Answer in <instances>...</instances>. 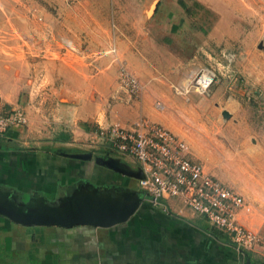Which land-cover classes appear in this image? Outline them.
<instances>
[{
  "label": "rangeland",
  "instance_id": "rangeland-1",
  "mask_svg": "<svg viewBox=\"0 0 264 264\" xmlns=\"http://www.w3.org/2000/svg\"><path fill=\"white\" fill-rule=\"evenodd\" d=\"M2 66L44 108L84 104L77 128L145 118L229 186L264 187V0H0Z\"/></svg>",
  "mask_w": 264,
  "mask_h": 264
},
{
  "label": "crops",
  "instance_id": "crops-1",
  "mask_svg": "<svg viewBox=\"0 0 264 264\" xmlns=\"http://www.w3.org/2000/svg\"><path fill=\"white\" fill-rule=\"evenodd\" d=\"M33 84L24 86L13 70L0 67V113L19 110L32 121L0 135V264H264L263 186L236 189L246 199L241 222L260 237L251 250L239 252L180 201L153 206L145 198L136 160L109 149L91 131L121 118L107 123L100 117L90 130L86 124L77 128L71 124L88 118L85 105L44 108L37 100L55 97L35 92ZM63 124L69 131L58 135L54 129ZM126 210L125 219L108 226L80 219ZM57 218L72 223L50 222Z\"/></svg>",
  "mask_w": 264,
  "mask_h": 264
},
{
  "label": "built area",
  "instance_id": "built-area-1",
  "mask_svg": "<svg viewBox=\"0 0 264 264\" xmlns=\"http://www.w3.org/2000/svg\"><path fill=\"white\" fill-rule=\"evenodd\" d=\"M214 80V71L207 70L198 77L197 87L206 91ZM129 83L135 88V80ZM22 120L16 112L0 113V135ZM125 124L117 121L101 125L95 136L109 149L136 160L141 173L138 186L153 206H162L165 199H176L183 209L221 231L239 252L245 253L258 244V234L241 222V212L246 208L243 194L190 158L187 144L168 128L145 118Z\"/></svg>",
  "mask_w": 264,
  "mask_h": 264
},
{
  "label": "water",
  "instance_id": "water-1",
  "mask_svg": "<svg viewBox=\"0 0 264 264\" xmlns=\"http://www.w3.org/2000/svg\"><path fill=\"white\" fill-rule=\"evenodd\" d=\"M130 213L129 210H126L122 212L121 214L113 217H108L104 213H97V214H91L86 215L85 217L80 218L82 222L91 223L95 225H102V226H108L113 224L115 221L123 220L125 219L128 214ZM51 223H59V224H70L72 223L71 220H65V219H50Z\"/></svg>",
  "mask_w": 264,
  "mask_h": 264
},
{
  "label": "trees",
  "instance_id": "trees-1",
  "mask_svg": "<svg viewBox=\"0 0 264 264\" xmlns=\"http://www.w3.org/2000/svg\"><path fill=\"white\" fill-rule=\"evenodd\" d=\"M215 233H216L218 236H222L223 238H225V235H224L221 231L215 229Z\"/></svg>",
  "mask_w": 264,
  "mask_h": 264
}]
</instances>
